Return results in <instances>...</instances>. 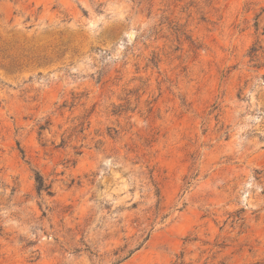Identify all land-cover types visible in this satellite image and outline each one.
<instances>
[{"label": "rangeland", "instance_id": "obj_1", "mask_svg": "<svg viewBox=\"0 0 264 264\" xmlns=\"http://www.w3.org/2000/svg\"><path fill=\"white\" fill-rule=\"evenodd\" d=\"M0 264H264V0H0Z\"/></svg>", "mask_w": 264, "mask_h": 264}, {"label": "trees", "instance_id": "obj_2", "mask_svg": "<svg viewBox=\"0 0 264 264\" xmlns=\"http://www.w3.org/2000/svg\"><path fill=\"white\" fill-rule=\"evenodd\" d=\"M256 52V50H252L253 55L251 56L252 58H255L256 55H254V53ZM36 184H37V190L39 193L42 192H47L50 195V187L48 185H46L44 178L42 177V175L40 173L36 174Z\"/></svg>", "mask_w": 264, "mask_h": 264}]
</instances>
